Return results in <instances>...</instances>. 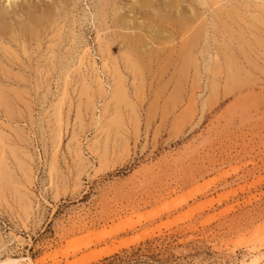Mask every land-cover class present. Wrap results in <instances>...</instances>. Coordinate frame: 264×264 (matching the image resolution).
I'll return each mask as SVG.
<instances>
[{"label": "rangeland", "instance_id": "obj_1", "mask_svg": "<svg viewBox=\"0 0 264 264\" xmlns=\"http://www.w3.org/2000/svg\"><path fill=\"white\" fill-rule=\"evenodd\" d=\"M185 1L208 26L192 60L178 37L174 66L134 77L112 31L130 0H0L1 264H264V0ZM28 4L61 18L25 55Z\"/></svg>", "mask_w": 264, "mask_h": 264}, {"label": "bare ground", "instance_id": "obj_2", "mask_svg": "<svg viewBox=\"0 0 264 264\" xmlns=\"http://www.w3.org/2000/svg\"><path fill=\"white\" fill-rule=\"evenodd\" d=\"M8 1V0H7ZM12 1V0H11ZM16 1V0H15ZM28 1V0H27ZM197 1V0H196ZM222 1V0H221ZM10 2V1H9ZM39 2V1H38ZM62 2V1H61ZM60 2V4H61ZM64 2V1H63ZM78 2V1H77ZM75 2V3H77ZM194 2V1H193ZM192 2V3H193ZM253 2V1H252ZM7 3V2H6ZM24 3V6L26 5L25 2L22 1V4ZM28 3V2H27ZM35 3V2H34ZM37 3V1H36ZM198 4L199 6H204L205 8H211L212 6L216 7L217 4H219L218 1L216 0H198ZM223 3V2H222ZM221 3V4H222ZM244 3V2H243ZM71 4V1H69L68 5ZM72 4L73 1H72ZM78 4V3H77ZM100 4V2H99ZM106 4V3H105ZM114 4V3H113ZM10 5V4H9ZM9 5L5 8V11H1L0 10V37L4 40L7 34V21H6V17L8 15V9H9ZM14 5V4H13ZM17 4H15L16 6ZM29 6L25 9H21V14H23V16L25 17V23L21 24L20 26L18 25V28L20 29V32L22 33L21 35L23 36V41L20 42V40L17 38V36H15L14 34L8 38V44H16L19 48V46H21L22 48V52L23 54L27 55V47H26V40L27 37L31 38V40L35 37V39L39 38L40 35L44 32L45 30H47L46 28H48L50 25H52V27L54 25L58 24V20L61 18L60 15H55L52 16L51 13L53 12H46V9H48V5L45 8L40 9V13H36L35 11L36 8H30V4H28ZM39 5V4H38ZM46 5V4H45ZM58 5V4H57ZM122 5V4H121ZM197 5V4H196ZM242 5V4H241ZM248 5V4H247ZM14 6V7H15ZM27 6V5H26ZM63 6V5H62ZM73 6V5H72ZM100 6V5H99ZM116 6V5H115ZM118 6V5H117ZM198 6V7H199ZM219 8V11L221 12V9H225L219 5H217ZM244 6V5H243ZM242 6V7H243ZM246 6V5H245ZM18 7L19 4H18ZM58 7V6H57ZM77 7V5H76ZM108 8V4L106 6ZM114 7V6H113ZM217 7V8H218ZM23 8V7H22ZM38 8V7H37ZM75 7L73 6V9ZM100 8V7H98ZM14 9V8H13ZM20 9V8H19ZM65 9V8H63ZM88 9V8H87ZM110 9V7H109ZM113 9V8H112ZM115 9V8H114ZM117 9V8H116ZM206 9V10H207ZM240 9V7H239ZM253 9V8H252ZM15 10V9H14ZM111 10V9H110ZM123 10V9H122ZM212 10V9H211ZM263 10V9H262ZM30 13H29V12ZM64 11V10H63ZM62 11V12H63ZM99 11V10H98ZM108 10L106 9V12ZM202 11L204 12V10L202 9ZM218 11V10H217ZM230 11V10H229ZM236 11V10H235ZM235 11L233 13H235ZM61 12V14H62ZM68 12V11H67ZM114 12V11H112ZM111 12V13H112ZM120 12V11H119ZM126 12L130 15H133V19L132 20H128L126 18H122L121 16H113V18L115 20H113V41L120 46L122 51V64H123V68L128 71H130L134 77H139L141 76V73L143 71H147L151 68V64L153 63V59H156V63L158 62V60L160 59V61L158 62L157 66L159 68L162 69H166L170 66H174V58L177 60L178 58H180L177 54V50H176V40L179 37L180 39H183L184 43L187 44V48L184 50V52L186 53V56H189L191 59V55L193 54V51L195 49V47L197 46V48L199 47V42L203 39V36H206V26L205 25V21L206 20H200V16L198 15L199 13H197L193 7L188 4L185 0H130V5L127 7ZM13 13V12H12ZM205 13V12H204ZM218 14V12H216ZM231 13V12H230ZM20 14V15H21ZM70 14V13H68ZM85 14V13H84ZM96 14V13H95ZM110 14V13H109ZM115 15V12L112 13ZM215 14V13H214ZM228 14V12H227ZM15 15V14H13ZM74 15V14H73ZM98 15V14H97ZM118 15V14H117ZM221 15V14H220ZM229 15V14H228ZM234 15V14H233ZM16 16V15H15ZM22 16V15H21ZM67 16V15H66ZM69 16V15H68ZM65 17V20L66 18ZM99 16V15H98ZM107 16V14H106ZM110 16V15H109ZM136 16H139V18H137ZM202 16V15H201ZM204 16V15H203ZM18 17V15L16 16ZM108 17V16H107ZM231 17V15L229 16ZM63 18V17H62ZM77 18V17H75ZM80 18V17H79ZM110 18V17H108ZM106 18V19H108ZM259 18V17H258ZM20 19V18H18ZM22 19V18H21ZM20 19V20H21ZM74 19V17H73ZM72 19V20H73ZM100 19V18H99ZM104 17V21L106 20ZM140 19L141 21L138 22V20ZM62 20V19H61ZM101 20V19H100ZM260 20V19H259ZM68 21V20H67ZM70 21V19H69ZM78 21V20H76ZM98 21V19H97ZM110 21V20H109ZM210 21V20H209ZM13 22V21H12ZM22 22V21H21ZM61 22V21H60ZM79 22V21H78ZM77 22V23H78ZM89 22V21H88ZM112 22V21H111ZM207 22V21H206ZM70 23V22H68ZM97 23V22H96ZM64 24V23H63ZM66 24V23H65ZM71 24V23H70ZM69 24V25H70ZM75 24V23H74ZM93 24V23H92ZM14 25V24H13ZM17 25V24H16ZM101 25V24H100ZM61 26V25H60ZM65 26V25H64ZM51 27V28H52ZM66 27V26H65ZM103 27V25H102ZM226 27V26H225ZM58 28V27H57ZM70 27H66V29ZM97 28V27H96ZM108 28H109V24H108ZM45 29V30H44ZM59 29V28H58ZM62 29V28H61ZM65 29V31H66ZM75 29V28H74ZM104 29V28H103ZM11 30L12 32H16V30L14 31V29L12 28V24H11ZM71 30V29H70ZM69 31V33H71ZM50 31V30H49ZM110 31V29L108 30ZM56 32V31H55ZM59 32V30H58ZM63 32V31H62ZM53 33V32H52ZM61 33V32H60ZM60 33H58V37L60 36ZM65 33V32H64ZM24 34V35H23ZM47 35V32L45 33ZM62 34V33H61ZM17 35V34H16ZM20 35V34H19ZM45 35V36H46ZM67 34H65L66 36ZM71 35V34H70ZM69 35V36H70ZM74 35V34H73ZM104 35V34H103ZM107 35V33H106ZM109 36V35H108ZM112 36V35H111ZM64 36H62L63 38ZM71 37V36H70ZM73 37V36H72ZM75 37V36H74ZM99 37V36H97ZM208 37V36H207ZM7 38V37H6ZM21 38V37H20ZM43 38V37H42ZM65 38V37H64ZM68 38V35H67ZM105 38H107L105 36ZM212 38V37H211ZM210 38V39H211ZM57 39V38H56ZM60 39V37H59ZM58 39V40H59ZM74 39V38H73ZM180 39L178 41H180ZM208 39V38H206ZM22 40V39H21ZM38 40V39H37ZM43 40V39H42ZM51 40V39H50ZM75 40V39H74ZM77 40V39H76ZM81 40V39H80ZM100 40V39H99ZM109 40V38H108ZM41 41V40H40ZM39 41V42H40ZM68 41V39L66 40ZM82 41V40H81ZM80 41V42H81ZM105 41V40H103ZM102 41V42H103ZM182 41V42H183ZM207 41V40H206ZM32 42V41H31ZM36 42V41H35ZM61 42V41H60ZM101 42V41H100ZM107 42V41H106ZM113 42V43H114ZM180 42V43H182ZM205 42V41H204ZM203 42V43H204ZM209 42V41H208ZM37 43V42H36ZM35 43V44H36ZM73 43V41H72ZM83 43V42H82ZM81 43V44H82ZM39 44V43H38ZM41 44V42H40ZM39 44V45H40ZM59 44V42H58ZM57 44V45H58ZM63 44V42H62ZM74 44V43H73ZM78 44L77 42L75 43V45ZM85 44V43H84ZM100 44V43H99ZM109 44V42H108ZM115 44V43H114ZM202 44V43H201ZM205 44V43H204ZM208 44V43H206ZM205 44V45H206ZM28 45V44H27ZM31 45V44H30ZM111 45V43L109 44ZM60 46V45H59ZM63 46V45H62ZM70 46V45H68ZM72 46V45H71ZM101 46V45H100ZM114 46V45H113ZM186 46V45H185ZM40 48V46H37ZM57 47V46H56ZM104 48L106 46H103ZM111 47V46H110ZM108 47V48H110ZM16 48V47H15ZM52 48V47H50ZM55 48V47H54ZM70 48V47H69ZM104 48H102L104 50ZM201 48V47H200ZM204 48V47H203ZM207 48L209 49V46H207ZM1 49L4 51V53L6 54L7 57H12V59L16 62H20V59L16 54V52L12 51L10 47H3L1 45ZM31 49V48H30ZM49 49V47H48ZM46 49V50H48ZM60 49V47H59ZM72 49V48H71ZM17 50V49H16ZM38 50V49H37ZM108 50V49H107ZM203 50V49H201ZM200 50V51H201ZM32 51V50H31ZM41 51V49H40ZM39 51V52H40ZM55 51V50H54ZM70 51V50H69ZM88 51V50H87ZM86 51V52H87ZM106 51V50H105ZM104 51V52H105ZM182 51V50H181ZM197 51V50H196ZM207 51V50H206ZM36 52V51H35ZM43 52V51H42ZM90 52V51H89ZM100 52V51H99ZM108 52V51H107ZM224 52V51H223ZM2 53V52H1ZM18 53V52H17ZM52 53V52H51ZM103 53V52H102ZM179 53V52H178ZM181 53V52H180ZM196 53V52H195ZM22 54V56H24ZM47 54V53H46ZM55 54V53H54ZM59 54V53H58ZM57 54V55H58ZM86 54V53H85ZM84 54V55H85ZM104 54V53H103ZM102 54V55H103ZM109 54V53H108ZM108 54H107V58H108ZM197 54V53H196ZM2 55V54H0ZM20 55V54H19ZM42 55V54H41ZM90 55V54H89ZM4 55V57H6ZM29 56V55H28ZM32 56V54H31ZM45 56V54H44ZM49 56V55H48ZM110 56V55H109ZM193 56V55H192ZM195 56V55H194ZM205 56V55H203ZM207 56V55H206ZM216 56V55H215ZM53 57V56H52ZM56 57V56H54ZM63 57V56H62ZM89 57V56H88ZM104 57V56H103ZM188 57V58H189ZM196 57V56H195ZM201 57V56H200ZM1 58V56H0ZM41 58V57H40ZM85 58V57H83ZM186 58V59H188ZM8 59V58H7ZM66 59V58H65ZM185 59V58H184ZM31 60V58H30ZM47 60V59H46ZM106 60V59H105ZM104 60V61H105ZM173 60V61H172ZM180 60V59H178ZM192 60V59H191ZM12 61V60H11ZM52 61V60H51ZM61 61V60H60ZM80 59L78 65L81 68V66L83 65L84 61ZM108 61V60H107ZM172 61V62H171ZM194 61V60H193ZM198 61V60H197ZM215 61V60H213ZM217 61V60H216ZM6 62V61H5ZM25 62V61H24ZM55 62V61H54ZM94 62V60H93ZM177 62V61H176ZM8 63V62H7ZM10 63V62H9ZM12 63V62H11ZM22 63V62H21ZM52 63V62H51ZM63 64V62H61ZM60 63V64H61ZM72 63V62H71ZM86 63V62H85ZM106 63V62H105ZM155 63V61H154ZM193 62L190 61H186L185 63L182 64V66H180L182 69L183 68H189V66H193L192 65ZM206 63V62H205ZM24 64V63H23ZM88 64V63H87ZM109 64V63H108ZM114 64V62H113ZM121 64V62H120ZM10 65V64H9ZM16 65V64H15ZM30 65V63H29ZM53 65V64H52ZM57 65V64H56ZM59 65V64H58ZM72 65V64H71ZM107 65V63H106ZM112 65V64H111ZM118 65V64H117ZM155 65V64H154ZM202 65V64H201ZM208 65V64H207ZM18 66V64H17ZM25 66V65H24ZM46 66H48L46 64ZM102 66H105V64H102ZM101 66V67H102ZM197 66H199L197 64ZM26 67V66H25ZM44 67V66H43ZM55 67V66H54ZM59 67V66H58ZM57 67V68H58ZM177 67V65L175 66V68ZM13 69V67H11ZM29 68V67H28ZM52 68V67H51ZM94 68V67H93ZM107 68V67H105ZM174 68V71H176ZM180 68V69H181ZM191 68V67H190ZM237 68V67H236ZM2 69V67H1ZM5 68H3L4 70ZM17 69V68H16ZM44 69V68H42ZM46 69V68H45ZM103 69V68H102ZM109 69V68H107ZM119 68L116 66L114 69L113 74L116 75L117 79L114 82V86L113 88V93H112V100L115 101L117 104L124 102L127 98V89L124 86V80L123 77L120 75L119 73ZM121 69V68H120ZM156 69V68H155ZM158 69V68H157ZM193 69V68H191ZM238 69V68H237ZM9 70V69H8ZM7 70V71H8ZM53 70V69H52ZM65 70V69H64ZM63 70V71H64ZM68 70V69H67ZM96 70V67H95ZM196 70V68H195ZM48 71V70H47ZM54 71V70H53ZM60 71V70H59ZM62 71V72H63ZM151 71V70H150ZM169 71V70H168ZM181 71V70H180ZM189 71V70H188ZM241 71V70H240ZM46 72V71H45ZM88 72V71H87ZM98 72V70H97ZM103 72V71H102ZM160 72V71H159ZM4 73V71H3ZM10 73V72H9ZM44 73V72H43ZM78 73V72H77ZM144 73V72H143ZM7 74V73H6ZM67 74V73H66ZM96 74V72H95ZM237 74V73H236ZM4 75V74H3ZM94 75V74H93ZM143 75V74H142ZM148 75V73H147ZM1 76V75H0ZM86 76V75H85ZM114 76V75H113ZM5 77V76H4ZM79 77V76H78ZM99 77V76H98ZM115 77V76H114ZM10 78V77H8ZM68 78V77H67ZM95 78V77H94ZM3 80V78H2ZM86 79H84L85 81ZM97 80V79H96ZM95 80V82H97ZM5 81V80H4ZM126 81V80H125ZM229 81V80H228ZM67 82V80L65 81ZM101 82V81H100ZM100 82H98L100 84ZM136 82V81H135ZM70 83V82H69ZM68 83V84H69ZM1 84V83H0ZM13 84V83H12ZM62 84V83H61ZM66 84V83H65ZM85 84V83H84ZM98 84V85H99ZM3 85V84H2ZM9 85V84H7ZM88 85V84H87ZM102 85V84H100ZM68 86V85H67ZM91 88V87H90ZM105 90V89H104ZM88 91V90H87ZM88 93V92H87ZM105 93V91H104ZM89 94V93H88ZM92 96V95H91ZM65 98V97H64ZM105 99V98H104ZM64 100V99H63ZM110 101V100H109ZM1 102V101H0ZM2 102L5 105H9V101H7L6 99H2ZM128 102V101H127ZM64 103V102H63ZM1 104V103H0ZM122 104V103H121ZM116 105V104H115ZM10 106V105H9ZM62 109V108H60ZM57 110V116H59V110ZM54 113V112H53ZM62 113V112H61ZM55 114V113H54ZM120 114V113H119ZM63 115V113H62ZM118 116V115H117ZM115 118V117H114ZM59 119V118H58ZM64 119V118H63ZM122 119V118H121ZM61 121V120H60ZM114 121V120H113ZM112 121V122H113ZM62 122V121H61ZM58 131V130H57ZM59 132V131H58ZM76 139V138H75ZM1 143V142H0ZM4 143V142H3ZM3 146V145H1ZM3 164V163H2ZM1 175V174H0ZM9 177V176H8ZM7 178V177H6ZM2 179V178H1ZM8 181V180H7ZM258 251V250H257ZM248 256V259L246 260H241L240 263L238 264H259L258 261L261 257V253L259 252H252L250 251ZM244 257V256H243ZM263 257V256H262ZM16 260L10 259V258H6V260L4 261V263L2 264H9V263H13ZM261 261V260H260ZM262 262V261H261ZM1 264V263H0Z\"/></svg>", "mask_w": 264, "mask_h": 264}]
</instances>
